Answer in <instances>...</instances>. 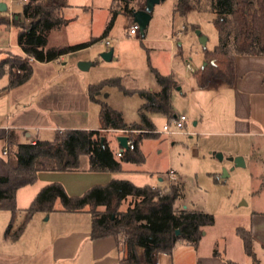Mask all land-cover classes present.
I'll use <instances>...</instances> for the list:
<instances>
[{"label":"rangeland","instance_id":"374dc122","mask_svg":"<svg viewBox=\"0 0 264 264\" xmlns=\"http://www.w3.org/2000/svg\"><path fill=\"white\" fill-rule=\"evenodd\" d=\"M6 1L13 11L22 10L23 3L20 0ZM200 1L204 8L189 5L183 14L175 11L178 0H162L157 3L145 31V38L142 31L136 36H129L133 18L119 13L114 25L104 36L109 38V44L103 38L97 39L91 45L69 52L49 65L35 63L34 76H46L50 82L63 81L52 94L55 95L52 99L56 95L62 97L61 102L57 100L62 109L50 114L53 125L63 129H92L99 126L100 104L88 100V108H80L83 98H87L85 96L90 84L119 77L130 90H158L160 86L153 68L161 73L174 70L185 94L174 90L172 101L176 115L186 114L189 117L190 132L178 130L173 119H168L166 115L151 113L150 117L159 134L158 137L147 138L143 144L145 163L138 168L129 164L131 167L119 172L118 177L128 178L136 185H159L166 189L173 183L167 173L172 169L179 175L177 181L183 180L185 186V196L176 202V206L181 207L183 204L215 215L216 223L204 228L200 246L191 243L180 245L176 264H197L199 255L211 252L226 256V259L229 257L240 263L251 264V258L245 254L241 240L235 234V226L247 225L251 211L255 207H264V136L238 130L234 125L235 115L229 92L214 84L209 89L199 87L193 76L194 71L187 68V63L194 70L201 68L207 62L205 51L214 49L219 42V33L213 24L215 13L208 6L210 0ZM67 3L69 5L64 9V16L71 20L62 30L51 32V45L88 42L104 35L112 17L113 0H67ZM18 31L17 26L9 27L0 23V63L9 55H21V48L16 43ZM201 35L207 38L205 44L200 40ZM112 48L115 58L106 60L103 53ZM22 56L31 64L36 61L24 54ZM82 61L91 62V66L82 69L79 65ZM8 77V72L1 73V87L8 81ZM99 96L122 111L126 122L139 121L138 110L144 99L138 92L125 93L115 85H107ZM71 98L74 108L78 105L79 111L63 108L67 104L71 107ZM199 117L202 119L200 125H192L193 120ZM165 124H170L171 134L164 131ZM117 132L115 128L104 131L106 138L112 142ZM40 135L42 139H53L55 131L43 129ZM219 153L222 158L218 156ZM236 156H242L245 165H235L230 158ZM224 169L228 171V176L222 175ZM31 188L28 185L18 192L19 219L24 218V207L32 201ZM132 199L128 197L122 208H126ZM40 214L38 216H42ZM79 216L80 227H90L91 216L88 213ZM58 220L64 222L65 218ZM206 230H209L207 234ZM226 247L227 252H224ZM139 254L144 261L142 248H139ZM80 258L83 259V255ZM164 264H171L170 259H165Z\"/></svg>","mask_w":264,"mask_h":264},{"label":"trees","instance_id":"16d2710c","mask_svg":"<svg viewBox=\"0 0 264 264\" xmlns=\"http://www.w3.org/2000/svg\"><path fill=\"white\" fill-rule=\"evenodd\" d=\"M146 4L147 0H113L112 17L102 37L59 46L49 44V35L52 30L70 21L64 16L67 0H28L23 5L22 17L12 20L13 25L19 28L16 43L28 58L53 61L103 38L119 13L133 16L135 11L145 9ZM189 5L204 8L200 0H178L175 11L183 14ZM208 6L215 13L213 24L219 33V42L214 49L205 51L207 62L194 70L193 76L199 87L209 85L212 79L234 84L237 80V55H264V0H210ZM4 71L9 76L7 87L13 88L30 79L33 65L22 54L9 55L0 63V75ZM153 71L159 90H130L119 77L89 85L90 100L100 104L98 129H57L53 139H37L34 143H19L15 149L12 147L10 152L17 163L14 164L11 159L5 161L7 174L0 176V208L15 214L18 210V189L34 184L40 171L120 172L125 162L144 163L143 139L159 134L149 113H160L173 119L176 111L172 94L181 86L174 72L163 74L156 68ZM107 85H115L125 93H139L144 99L138 110L139 121L126 122L122 111L100 98L99 94ZM111 128H139L144 132L132 134L135 148L125 149L119 157L104 133ZM86 157L87 167L84 166ZM184 196L185 186L181 180L164 189L114 178L106 184L93 185L81 195H70L61 182H51L40 189L25 209L24 221L13 236L18 237L37 212L55 211L60 202L63 211H86L91 214L92 239L115 236L118 248L123 252V264H141L139 248L144 251L145 263L155 264L160 253L171 254L180 240L197 246L204 228L215 223V215L211 212L176 206V202ZM128 197L133 199L126 208H122ZM11 228L10 222L6 232L10 233ZM235 232L242 239L246 254L255 258L252 229L239 225Z\"/></svg>","mask_w":264,"mask_h":264},{"label":"crops","instance_id":"0c3cea01","mask_svg":"<svg viewBox=\"0 0 264 264\" xmlns=\"http://www.w3.org/2000/svg\"><path fill=\"white\" fill-rule=\"evenodd\" d=\"M0 2H6L8 4V1L6 0H0ZM22 3L24 5V2ZM22 10L19 12L13 11L8 4V9L6 11L0 10V23L4 25L7 24L10 27L13 25V19L11 18L12 15L16 19L21 18ZM132 23H134V21ZM63 28L64 26L52 31H60ZM145 31L142 32L144 38L146 37ZM49 44H51L50 41ZM171 47L173 48V44H171ZM21 52V54H24L22 49ZM62 56L64 55H61L59 58ZM53 61L41 62L36 60L32 64L33 74L30 79L16 87H7L9 77L8 81L2 84V87L0 85V176L7 174V168L5 166L6 160L11 159L14 164L17 163V159L14 155L12 156L10 152L12 147L15 149L19 143H34L37 139H42L40 137V132L43 129H46L48 132L63 129L53 125L50 117V114L54 111L62 109L61 103L59 104V102L62 101V97L56 95V97L52 99V97L55 96L52 94L59 89L63 81L54 80L55 82H50L47 80L46 76H43V78H35L34 76L35 63L40 62L44 63L41 65H49ZM236 70L237 80L234 84H228L219 79H212L209 85L201 88L209 89V86L214 84L219 89L229 92V95L232 98L235 115L234 125L236 128L247 134L264 136V55H237ZM172 72H174V70ZM175 90L185 94L182 85ZM68 95L71 97L74 96L72 93H68ZM85 97L87 98H83L80 107L82 110L88 108V100L94 102L90 100L88 90L87 96ZM58 99H60L59 102H57ZM72 99L73 98L70 99L71 107L67 104L63 108H68L72 111H79L78 105L74 108ZM150 114L151 113H149V116ZM150 118L152 120V117ZM201 122L202 119L199 117L193 120L192 125L199 126ZM98 128L99 126L92 129ZM33 130L35 131L33 132ZM119 135L120 134L118 133L114 135V143L107 138L115 152L121 148L117 139ZM147 138L143 139L141 143V149L144 154L143 144ZM5 149H7V153H4ZM144 163L137 164L125 162L123 163L122 171L131 167L129 164L138 168ZM84 166H88L87 157L84 158ZM118 173L119 172L112 171H40L38 173L37 181L34 184H29L31 185L33 192L30 198L33 200L40 189L51 182H61L70 195H81L93 185L106 184L114 178H124L118 177ZM160 180H163V178H160ZM27 186L28 185L23 187ZM19 190L20 188L17 191L16 201L19 195ZM27 207L24 208L26 209ZM56 207L57 209L50 213L37 212L28 221L25 229L18 237H14L13 232L22 224L25 214L23 219L21 217L19 219L17 216L18 210L13 214L9 209L0 208V264H115L117 261H119L120 264H123L121 262L123 252L119 250L117 238L115 236L110 235L92 239L90 237L92 219L89 218L88 219L91 222L90 227H80L79 215L82 213H88L91 216L89 212L63 211L61 210L60 202L57 203ZM183 207L189 208L188 206ZM39 213H41L40 215L42 216H38ZM56 216V220H50L52 217ZM62 217L65 218L64 222L58 220ZM10 222L12 223V228L10 233H7L6 230ZM215 223L213 225H215ZM243 226L252 229L254 236L253 247L256 259L246 254L243 241L235 232L241 240L243 251L249 258H251V264L263 263L264 207H255L249 215L248 224ZM236 227L237 226H235V229ZM208 231L209 230H206L205 234H207ZM201 241L202 239L199 241L198 246H200ZM182 243L188 242L182 240L178 241L172 253H160L156 258L155 264H164L165 259L166 261L170 259L171 264H176L177 253ZM224 252H227V247L224 249ZM82 255L84 257L83 259L80 258ZM227 258L228 259L221 254L214 255L213 252H211L207 255H199L197 264H230V262L245 264L240 263L235 259ZM140 259L142 260L141 254ZM80 260L84 261L80 262ZM143 263L146 264L145 261H142L141 264Z\"/></svg>","mask_w":264,"mask_h":264},{"label":"water","instance_id":"95a60500","mask_svg":"<svg viewBox=\"0 0 264 264\" xmlns=\"http://www.w3.org/2000/svg\"><path fill=\"white\" fill-rule=\"evenodd\" d=\"M162 0H147L146 8L142 10H137L133 13V21L138 23L140 26V31L144 32L146 27L148 26L151 18H152V11L155 7V5ZM8 9V4L6 2H0V10L6 11ZM198 33L201 34L200 30H198ZM200 40L203 44L206 43L207 38L203 35L200 36ZM103 57L106 60H111L114 57V49H110L106 52L103 53ZM80 67L82 69H88L91 66V62H86L82 61L79 63ZM107 95V94H106ZM118 141L120 145L124 148H128V136L127 135H119L118 136ZM218 156L222 158V154L219 153ZM231 160L235 162V165H245L244 158L242 156H236V157H231ZM228 171L226 169L223 170V176H228ZM179 233V230L177 231Z\"/></svg>","mask_w":264,"mask_h":264},{"label":"built area","instance_id":"2783aa9c","mask_svg":"<svg viewBox=\"0 0 264 264\" xmlns=\"http://www.w3.org/2000/svg\"><path fill=\"white\" fill-rule=\"evenodd\" d=\"M20 1L25 3L28 0H20ZM139 31H140L139 24L134 22L129 27L128 35L129 36H136V34H138ZM103 40H105L106 43L109 44V38L108 37H104ZM187 68L190 71H194V68L190 63H187ZM189 121H190L189 117L186 114H179L173 118L174 125L178 130H187L188 132H190ZM163 129L168 134L172 133V130L170 129V124H165L163 126ZM115 130L118 131L117 133L120 135H127L128 136V142L127 143H128L129 149L135 148V142H134L132 134L144 132L143 129H139V128L115 129ZM128 148H124L121 146V148L119 150H117V152H116L117 156H119V157L122 156L124 150L128 149ZM4 153H7V149L4 150ZM168 175H169V179L171 182H175L178 180V175L176 174V172L174 170H172V169L169 170Z\"/></svg>","mask_w":264,"mask_h":264}]
</instances>
